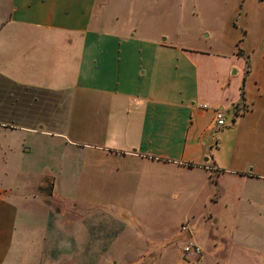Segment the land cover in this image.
<instances>
[{
  "label": "crops",
  "instance_id": "1",
  "mask_svg": "<svg viewBox=\"0 0 264 264\" xmlns=\"http://www.w3.org/2000/svg\"><path fill=\"white\" fill-rule=\"evenodd\" d=\"M167 172L264 211V0H0V264H264L89 227Z\"/></svg>",
  "mask_w": 264,
  "mask_h": 264
},
{
  "label": "rangeland",
  "instance_id": "2",
  "mask_svg": "<svg viewBox=\"0 0 264 264\" xmlns=\"http://www.w3.org/2000/svg\"><path fill=\"white\" fill-rule=\"evenodd\" d=\"M135 191L138 199L133 204L110 208L119 225L105 220L89 227L105 235L128 231L136 246L157 237L164 246L182 233L184 223L204 245L213 240L221 250L264 245V211L254 201H245L241 194L247 191L254 196L255 189L244 188L239 181L210 178L202 184L197 175L187 172L153 173ZM188 241L184 238L176 246Z\"/></svg>",
  "mask_w": 264,
  "mask_h": 264
},
{
  "label": "built area",
  "instance_id": "3",
  "mask_svg": "<svg viewBox=\"0 0 264 264\" xmlns=\"http://www.w3.org/2000/svg\"><path fill=\"white\" fill-rule=\"evenodd\" d=\"M201 109H206V106H201ZM212 112H213V124H214V126L217 128L225 127L226 124H225L224 115H223L222 111L218 110V109H214ZM180 231L182 233L187 234L188 238H190L191 233H190L189 227L187 226L186 223H184L183 225H180ZM182 251L184 253H188V252L189 253H198L199 249L192 241H188L186 244L183 245Z\"/></svg>",
  "mask_w": 264,
  "mask_h": 264
}]
</instances>
